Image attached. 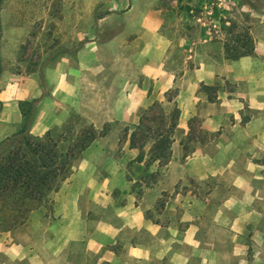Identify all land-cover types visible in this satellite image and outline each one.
Listing matches in <instances>:
<instances>
[{
	"label": "crops",
	"instance_id": "1",
	"mask_svg": "<svg viewBox=\"0 0 264 264\" xmlns=\"http://www.w3.org/2000/svg\"><path fill=\"white\" fill-rule=\"evenodd\" d=\"M164 10L161 5L131 27L136 36L125 48L127 68L109 77L99 58V67L87 66L83 72L77 63L80 50L43 65L38 73L0 72V142L20 129L21 102L37 101L30 128L35 137L60 127L69 113L89 117V106L95 107L102 123L132 125L129 130L138 123L140 111L154 102L166 112L175 105L179 109L171 159L160 168L158 181H138L141 203L133 190L137 181L114 180L124 175L110 153L102 151L105 176H95L89 150L106 134L85 150L51 195L48 216L41 206L23 225L0 229V264H52L47 260L50 252L54 264H264V44H255L251 56L226 60L222 44L215 40L221 45L220 60L205 54L196 63L197 54L189 55L176 76L166 67L173 40L163 33L165 18L159 14ZM188 34L181 32V41L189 40ZM89 79L101 84L88 90ZM218 80L229 87L218 86ZM209 86H216L212 97L204 90ZM169 91H176L171 102L165 97ZM192 120V126L197 122L196 131L189 132ZM198 130L208 137L199 141ZM188 137H193L194 145L183 159L181 141ZM124 142L126 153L132 155L128 165L137 151ZM185 179L214 184L205 194L183 193L178 185ZM174 192V198H168L174 209L171 205L169 210L178 207L176 202L183 206L179 220H161L166 207L162 214L147 216L163 195ZM87 201L101 209L109 206L113 217L88 213ZM127 230L145 231L151 241L140 242L134 235L121 240ZM76 247L89 259L76 260Z\"/></svg>",
	"mask_w": 264,
	"mask_h": 264
},
{
	"label": "rangeland",
	"instance_id": "2",
	"mask_svg": "<svg viewBox=\"0 0 264 264\" xmlns=\"http://www.w3.org/2000/svg\"><path fill=\"white\" fill-rule=\"evenodd\" d=\"M162 1L169 3L168 7L164 6L165 12L159 14V17L165 18L163 33L173 40V50L166 62V67L175 71L176 76L181 74L180 70L185 67L189 55L194 57L197 54L196 63L203 61L205 54H211L214 60H220L218 55L221 45L217 42L225 35L222 32V21L234 22V32L247 31L252 37L254 46L264 44V0ZM161 5V0H0V56H2L0 72L4 69L13 73H38L44 63L72 57L80 50L77 63L83 67V72L87 73V66L99 67V58L102 68L106 66L109 77L111 73L127 68L123 62L127 52L125 48L136 36L135 33L130 32L131 27L139 25V21L147 20L148 12L160 8ZM180 5L199 7L201 14L190 17L193 12H190L189 16L179 11ZM181 32L189 33V40L181 41L179 38ZM206 39L208 43L203 42ZM215 40L217 42L213 43ZM106 43L109 46H105ZM103 73L105 70L101 71V74ZM86 83L88 90L101 84L98 79H89ZM216 84L224 88L229 87L220 80ZM215 89L216 86L204 88L210 97L214 95ZM87 109L89 112L87 118L77 113H69L66 118L72 114L78 115L99 130L109 128L107 135L95 142L89 150V159L91 167L95 170V176L100 178L105 176L101 163V158L104 156L102 151H106V154L110 153L108 156H113L118 161L124 175L122 179L114 180L126 181V178H129L131 181H137L133 190L137 195V201L141 203L142 188L138 179L144 176V168L142 165L131 163L127 165L132 155L126 153L127 145L123 136L125 127L118 122L102 123L95 107L89 106ZM131 126L129 125L128 128ZM196 126L195 121L193 127L196 128ZM183 141L190 147L194 145L187 138ZM213 184L214 181H207L200 185L192 179H185L183 183H179L178 189H181L183 193L205 194L213 187ZM112 196L115 197V194ZM174 196L175 192L163 195L156 202L151 213L147 212V216L155 217L162 214L166 207V216H161L160 219L171 217L179 220L183 215L184 207L176 202L178 207L175 210H169L171 205L174 209L175 203L168 198L173 199ZM42 206L47 211L45 216H48L51 210V197ZM86 207L88 213H94L93 215L97 217L101 215L113 217L109 206L101 209L97 204L87 201ZM184 225V222L180 223L179 230ZM131 235L143 243L151 241L149 235L142 230L134 233L127 230L121 236V240ZM179 236L180 233L176 234L175 238L179 239ZM205 236L203 233V239H206ZM121 240L117 241L115 247L119 248ZM74 250L73 256L76 260L83 257L89 259L87 255L82 254L81 248L76 247ZM251 252V250L248 251L249 255H252ZM49 254L50 258L47 260L54 264L53 252Z\"/></svg>",
	"mask_w": 264,
	"mask_h": 264
},
{
	"label": "trees",
	"instance_id": "3",
	"mask_svg": "<svg viewBox=\"0 0 264 264\" xmlns=\"http://www.w3.org/2000/svg\"><path fill=\"white\" fill-rule=\"evenodd\" d=\"M161 2L169 6V3ZM178 9L187 15L193 12L190 17L201 14L199 7L180 5ZM221 27L225 35L218 41L222 44L224 59L237 60L254 54L253 40L247 31L234 32L235 23L228 21H222ZM171 94L169 91L165 95L168 102L173 100L176 91ZM36 103V100L19 103L23 119L21 127L0 142V229L4 231L23 225L28 214L41 207L70 176L85 150L109 131L107 127L96 129L78 115H71L60 127L35 137L31 135L30 128ZM178 118L176 105L166 112L158 102H154L140 111L138 123L131 130H123L124 141L128 142L130 149L137 151L131 164L144 168V176L138 181L153 183L158 180L160 168L171 159ZM192 122H189V132L196 131ZM198 134L199 141L208 137L201 130ZM187 139L191 142L193 137ZM181 145L185 159L192 149L182 141ZM151 166H155V171H149Z\"/></svg>",
	"mask_w": 264,
	"mask_h": 264
}]
</instances>
